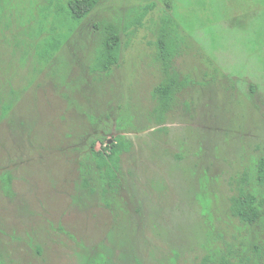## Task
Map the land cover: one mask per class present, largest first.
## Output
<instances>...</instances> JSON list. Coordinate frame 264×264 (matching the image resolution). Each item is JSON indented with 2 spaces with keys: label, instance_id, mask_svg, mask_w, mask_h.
<instances>
[{
  "label": "rangeland",
  "instance_id": "374dc122",
  "mask_svg": "<svg viewBox=\"0 0 264 264\" xmlns=\"http://www.w3.org/2000/svg\"><path fill=\"white\" fill-rule=\"evenodd\" d=\"M67 2L0 0V264H264V0H99L80 22ZM164 17L190 84L159 122ZM106 23L119 61L96 72Z\"/></svg>",
  "mask_w": 264,
  "mask_h": 264
},
{
  "label": "trees",
  "instance_id": "16d2710c",
  "mask_svg": "<svg viewBox=\"0 0 264 264\" xmlns=\"http://www.w3.org/2000/svg\"><path fill=\"white\" fill-rule=\"evenodd\" d=\"M98 2L99 0H68L66 8L68 18L74 22L82 21L94 10ZM171 24L170 17L162 19V27L156 44L157 58L163 74L162 82L154 90L157 103L154 113L159 122H162L165 115L171 111L177 95L190 84L189 79L182 76L173 63V59L177 54V42L175 40V30ZM120 49L121 41L118 26L114 23L104 24L100 48L92 70L109 72L111 67L117 65L119 61ZM119 146L114 141L105 146L103 153L94 154L98 169L103 170L104 177L109 182L116 181L115 172L119 169L122 153ZM258 178L260 182H264V159L259 162ZM231 212L239 219L250 224L254 223L259 217V213L250 206L246 197L234 199Z\"/></svg>",
  "mask_w": 264,
  "mask_h": 264
},
{
  "label": "flooded vegetation",
  "instance_id": "af4514ba",
  "mask_svg": "<svg viewBox=\"0 0 264 264\" xmlns=\"http://www.w3.org/2000/svg\"><path fill=\"white\" fill-rule=\"evenodd\" d=\"M109 145V144H108ZM107 146V145H106ZM118 171V170H117ZM117 171L115 172V175H116V173H117ZM116 178V177H115ZM117 179V178H116ZM110 183H115V182H110Z\"/></svg>",
  "mask_w": 264,
  "mask_h": 264
}]
</instances>
